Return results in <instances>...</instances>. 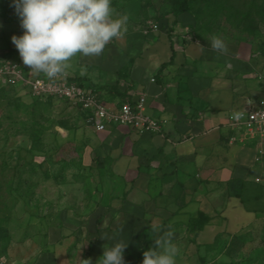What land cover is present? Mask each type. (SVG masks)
Here are the masks:
<instances>
[{
  "label": "crops",
  "instance_id": "obj_1",
  "mask_svg": "<svg viewBox=\"0 0 264 264\" xmlns=\"http://www.w3.org/2000/svg\"><path fill=\"white\" fill-rule=\"evenodd\" d=\"M133 28L127 25L125 35L111 40L98 56L78 53L64 72L84 85H96L106 103L134 101L144 95L145 114L163 120L160 132L143 134L123 125H109L103 132L85 125L79 140L99 162L102 175L101 185L90 198V203L103 209L94 222L127 224L124 236L134 240L131 245L153 224L160 226V231H155L157 239L169 230L174 231L172 240L186 232L190 238L210 237V244L198 240L189 246L193 252L205 249V253H214V237L203 234L210 225L195 232L189 230L188 223L208 207L214 192L221 197L227 191L232 176L258 172L254 141L233 143L236 137L232 132L242 133L230 128L227 115L249 100L264 98V64L256 53L241 60L229 47L226 53L219 52L193 30H189L192 36L181 33V38H176L167 28L146 35ZM229 57L233 68L228 67ZM19 59L4 60L17 62L26 75L46 77ZM235 201L222 206L221 218L227 221L223 230L227 232L238 230L250 216ZM108 210L109 215L104 214ZM115 231L103 227L92 243L102 249L108 243L109 247ZM129 249L124 250L125 264H141L132 261L134 252L140 250ZM99 258H94V264ZM217 264L227 262L221 258Z\"/></svg>",
  "mask_w": 264,
  "mask_h": 264
},
{
  "label": "rangeland",
  "instance_id": "obj_2",
  "mask_svg": "<svg viewBox=\"0 0 264 264\" xmlns=\"http://www.w3.org/2000/svg\"><path fill=\"white\" fill-rule=\"evenodd\" d=\"M178 1L112 0V7L143 35L149 21L159 29L171 28L176 38L192 36L193 30L210 43L215 37L224 39L241 60L256 53L264 64V0H190L189 10L174 23ZM22 32L13 0H0V61L20 57L11 37ZM18 89L0 78V256L5 264H54V259L55 264H83L88 242L96 243L103 227L116 228L111 244L129 241L124 236L127 224L94 222L103 209L90 198L102 175L99 162L79 140L88 125L84 114L68 101L28 97ZM231 136L236 137L233 143H246L242 134ZM255 167L257 173L243 171L227 180V191L221 197L214 192L197 216L208 221L210 227L202 232L214 237L215 252L191 251L190 242L210 244V237L190 238L186 232L172 240L180 249L176 264H217L221 258L227 264H264V163ZM234 199L250 216L238 230L227 232L222 206ZM130 241L125 250H140L132 261L141 263L144 239L133 245ZM101 247L92 243L91 264L101 256L94 255L103 252Z\"/></svg>",
  "mask_w": 264,
  "mask_h": 264
},
{
  "label": "clouds",
  "instance_id": "obj_3",
  "mask_svg": "<svg viewBox=\"0 0 264 264\" xmlns=\"http://www.w3.org/2000/svg\"><path fill=\"white\" fill-rule=\"evenodd\" d=\"M13 4L23 32L13 35L12 43L25 66L50 79L64 74L78 53L98 56L111 40L127 32L128 17L115 14L112 0H13ZM211 47L228 51L227 43L219 37L212 39ZM151 228L160 231L157 224ZM173 236L174 231L169 230L155 240V247L143 252L141 264H176L180 249L172 242ZM126 246L127 242L116 241L103 247L96 264H125Z\"/></svg>",
  "mask_w": 264,
  "mask_h": 264
},
{
  "label": "built area",
  "instance_id": "obj_4",
  "mask_svg": "<svg viewBox=\"0 0 264 264\" xmlns=\"http://www.w3.org/2000/svg\"><path fill=\"white\" fill-rule=\"evenodd\" d=\"M158 27L156 22L149 21L144 32L155 31ZM257 77L261 78L262 74L259 72ZM0 78L8 85L22 87L34 97L51 95L67 99L72 105L87 112L85 121L96 132L105 131L109 125H123L138 134L157 133L163 126V120L145 114L144 95L134 101L124 99L118 103H106L94 88L68 80L65 73L51 79L47 76L26 75L22 67L12 60L0 61ZM227 124L231 129L241 132L243 139L254 141V162L263 164L264 98L249 100L243 108L230 111ZM0 264H5L1 256Z\"/></svg>",
  "mask_w": 264,
  "mask_h": 264
},
{
  "label": "trees",
  "instance_id": "obj_5",
  "mask_svg": "<svg viewBox=\"0 0 264 264\" xmlns=\"http://www.w3.org/2000/svg\"><path fill=\"white\" fill-rule=\"evenodd\" d=\"M190 0H179L178 3L175 5V8H174V20L173 22L175 23L176 22V19L177 17L182 14V13H185L189 10V6H190V3H189ZM207 2H209V0H207ZM253 7V6H252ZM255 7V6H254ZM259 11V10H258ZM260 13V11H259ZM169 31H171V28H169ZM22 67V66H21ZM41 77V76H39ZM68 80L70 81H75L76 83H78L79 85L81 86H89V87H92V85H84L85 82L81 81L79 78H69L68 77ZM11 86V85H10ZM12 87H16V86H12ZM22 88V87H20ZM94 90L96 91H99V88L96 86V85H93ZM19 90V89H18ZM99 93V92H98ZM26 94H29V93H26ZM30 97H34L32 95L29 94ZM100 96V95H99ZM37 99H48V98H57V99H62V100H65V101H68L67 99H64V98H58V97H55V96H51V95H48V96H40V97H35ZM101 98V97H100ZM69 102V101H68ZM70 103V102H69ZM74 106V105H73ZM80 112H82L84 114V117H86L87 115V112L82 110L79 106H75ZM202 211H199V213L196 215V216H192L190 218V222L188 223V227H189V230L191 231H195V232H198L202 227H204V225L208 222L206 221V218L205 217H201V218H197V216L200 214L202 215ZM144 246L141 248V252L142 251H145L146 249L150 248V247H155V240H158L157 239V236L155 234V231L152 230V228H146V231L144 233ZM90 246H91V240L88 242V249H86V251L84 252V259L83 261H85V259L88 258V255L90 254ZM142 254V253H141ZM141 257H143V255H141ZM140 259V258H139ZM141 261V260H140Z\"/></svg>",
  "mask_w": 264,
  "mask_h": 264
}]
</instances>
